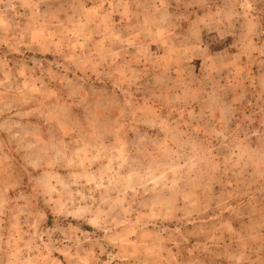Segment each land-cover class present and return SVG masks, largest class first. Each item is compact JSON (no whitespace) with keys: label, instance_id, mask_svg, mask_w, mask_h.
<instances>
[{"label":"rangeland","instance_id":"obj_1","mask_svg":"<svg viewBox=\"0 0 264 264\" xmlns=\"http://www.w3.org/2000/svg\"><path fill=\"white\" fill-rule=\"evenodd\" d=\"M0 264H264V0H0Z\"/></svg>","mask_w":264,"mask_h":264}]
</instances>
